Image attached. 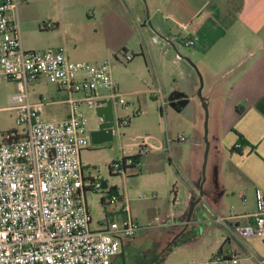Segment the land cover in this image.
I'll return each instance as SVG.
<instances>
[{"label":"crops","instance_id":"crops-1","mask_svg":"<svg viewBox=\"0 0 264 264\" xmlns=\"http://www.w3.org/2000/svg\"><path fill=\"white\" fill-rule=\"evenodd\" d=\"M148 1L146 11L138 0H23L19 8L20 16L24 17L22 21L32 6L41 11L53 7L57 11H71L68 5L73 2L76 6L73 11H100L95 30V42L101 50L98 60L116 55L120 49L131 50L133 54L139 51L127 46V38L137 33L145 39L148 32L144 26L149 23L148 37L153 47L147 51L163 50L159 58L162 67L168 68L167 73L171 72L182 82L167 87L166 93H170L166 96L161 86L162 70L156 65L155 58H151L149 65L155 83L143 92L153 94L159 101L161 115L175 116L185 126L176 137H172L171 129L166 125L167 128L153 140L144 138L136 146L127 145L121 148L120 155H134L138 146L146 142V152L141 154L139 161L147 173L164 184L180 178L184 185L185 209L173 217V224L185 221L191 225H217L224 233L217 236L211 252L234 253L241 258L242 264H256L249 253L264 257V239L241 240L212 220L219 213L234 215L233 222L239 224L251 223L255 209L254 189L264 190V0H164L161 4ZM190 35H196L198 40L187 50L188 56H182L177 50L175 53L171 51L170 46L176 49L173 39L182 42ZM22 43L25 49L31 46L23 39ZM167 54L170 58L166 57ZM173 65L177 74L170 69ZM110 72L118 88L119 83L111 68ZM199 76L203 80L200 86ZM38 80L29 89L33 101L48 96L49 103L43 107L42 117H65L68 107L62 102L63 93L57 85V98L51 99L47 93L36 92L31 87ZM196 89L204 113L195 102L187 107L191 92ZM172 94L170 102L168 98ZM181 97L185 99L182 104ZM182 133L186 135V141L178 139ZM239 141L243 147L235 149L234 145ZM89 147L81 151L80 159L85 174L92 175L86 169ZM186 148L191 151L190 163L185 159ZM127 174L134 175L135 172ZM126 175L120 178L121 188L119 182L111 185L129 202ZM172 190L176 195L177 189L173 186ZM173 201L177 202V198L174 197ZM193 202L196 203L191 215L193 211L196 215L193 219L190 215L187 220ZM118 208L116 204L106 212L121 215ZM184 214L185 220H182ZM108 221L105 216L98 224Z\"/></svg>","mask_w":264,"mask_h":264},{"label":"built area","instance_id":"built-area-1","mask_svg":"<svg viewBox=\"0 0 264 264\" xmlns=\"http://www.w3.org/2000/svg\"><path fill=\"white\" fill-rule=\"evenodd\" d=\"M21 1L0 2V82L17 83L7 108L21 126L20 131L0 135V264H111L121 243L134 238L141 227L117 188L99 174H85L80 153L90 145V137L80 106L93 108L97 100L110 98L115 114L121 93L107 61H73L61 47L25 49L18 16ZM197 40L190 35L182 43L191 46ZM133 56L125 50L120 61L128 62ZM41 77L55 82L63 93L62 102L68 107L65 117L44 119L48 96L31 100L29 87ZM115 118L117 126L127 124ZM178 139L187 137L180 134ZM146 145L142 142L137 153L146 152ZM242 147L240 141L234 145ZM123 157L129 156L107 164L110 174L124 176L132 168V159ZM86 189L99 190L104 205L118 204L120 222L108 221L92 229ZM254 200L251 223L239 224L233 222L234 215L219 213L212 221L241 240L264 239V190L255 188ZM249 256L264 264V257ZM180 264L242 262L234 253L217 251L206 260Z\"/></svg>","mask_w":264,"mask_h":264},{"label":"rangeland","instance_id":"rangeland-1","mask_svg":"<svg viewBox=\"0 0 264 264\" xmlns=\"http://www.w3.org/2000/svg\"><path fill=\"white\" fill-rule=\"evenodd\" d=\"M138 1L145 7L144 11H146L150 1ZM162 1L164 2V0H155V3L159 2L161 4ZM20 4L21 2H19L18 6V16L21 36L25 43L31 45L27 48L47 49L61 47L73 61L108 62L113 75L119 83L118 92L121 93L120 100L122 102L119 103L120 105L115 106V115L117 118L126 120L127 124L121 123L116 129L113 139L109 142L102 144H92L90 142L89 148L91 150L86 162L88 164L86 169L92 175H101L109 185L112 182H119L117 184L121 188L123 183H121L120 178L123 175L110 174L107 168V164L110 161L121 157V148L132 144L136 146L144 138L153 140L167 126L171 129V136L176 137L183 129V126H185L184 122L175 116L167 117L166 114L161 115V111L158 108L160 106L159 101L154 98L153 94L143 92L144 89L155 83L154 74L149 65L151 58H155L156 65L162 70L161 86L164 93H166L167 87L175 85L176 82H182V79H175L171 72L167 73L168 68L162 67V62L159 61V58L162 56L161 52L163 50L154 52L149 49L147 51V48L153 47L150 37H148L150 25L147 22L144 26L148 32L145 39H141L137 33L127 38V46L133 50L134 48L139 50L134 53L130 61H120L122 49L116 55L98 60L97 57L101 56V50L98 43L95 42V30H97L99 24L97 18L100 11H80L81 9L73 11L76 9L73 2L68 5L71 11H57L54 7L41 11L37 6H32L24 15L25 21H22L24 17L20 16ZM47 24H51V26ZM173 42L176 49L172 46L169 48L173 53L177 50L182 56H188L187 50L193 47L183 45L178 39H173ZM141 50H143V53ZM127 51L131 52V50ZM142 54L145 55L147 64H145ZM166 57L170 58L169 54ZM189 65L192 68L190 63ZM170 69H173V73L177 74L174 65ZM199 80L200 86L203 84V80L201 77ZM55 87V82L41 77L31 89L34 88L36 92L42 94L47 93L51 96V99H54L57 98ZM15 89L16 82L13 80L0 82V135L10 130H21V126L16 122L14 112L7 108L8 97ZM168 94L166 93V96ZM193 102L198 104L202 113H204L198 89L195 92H191V99L187 107H191ZM80 110L87 118L86 128L89 133V130L95 125L94 107H88L83 104L80 106ZM190 156L191 151L186 148L185 159L188 163H190ZM133 171L135 172L134 175L127 174L125 177H127L126 186L130 211L141 227L140 231L130 241V243L133 242L136 245L137 252L144 255L146 242L150 237L163 241L170 234H177L176 243L178 245L170 251L165 264L206 260L214 254L211 250H213L217 236L224 233L223 228L214 224H207L208 226L191 225L185 221L173 224V217H177L178 213L185 209L187 197L182 191V187H184L182 180L179 178L177 181L164 184L151 177L140 161L135 168L127 170L128 173ZM173 186L177 189L176 195L173 193ZM101 195L102 193L99 190L86 191V202L92 219L90 224L92 229L98 228V222L104 220L105 216L108 217L109 221L114 220L116 222H120L122 218V215H112L106 212L112 205H104L100 200ZM174 197L177 198V202L173 201ZM195 215L196 211H193L191 218L193 219ZM182 220H185V214ZM202 229L205 230L203 231Z\"/></svg>","mask_w":264,"mask_h":264},{"label":"flooded vegetation","instance_id":"flooded-vegetation-1","mask_svg":"<svg viewBox=\"0 0 264 264\" xmlns=\"http://www.w3.org/2000/svg\"><path fill=\"white\" fill-rule=\"evenodd\" d=\"M176 237L177 234H170L163 241L150 237L144 255L137 252L136 245L130 243L131 239L124 240L111 264H165L170 251L178 245Z\"/></svg>","mask_w":264,"mask_h":264},{"label":"water","instance_id":"water-1","mask_svg":"<svg viewBox=\"0 0 264 264\" xmlns=\"http://www.w3.org/2000/svg\"><path fill=\"white\" fill-rule=\"evenodd\" d=\"M172 99L173 94L170 95L168 100L171 102ZM184 102L185 99L181 97L180 103L182 104ZM94 111L95 125L92 129L89 130L88 133L90 137V142L92 144H102L111 141L118 127L114 114V106L112 99L106 98L97 100L96 105L94 107ZM194 203L196 202H193L188 209L187 220H189L190 218Z\"/></svg>","mask_w":264,"mask_h":264},{"label":"trees","instance_id":"trees-1","mask_svg":"<svg viewBox=\"0 0 264 264\" xmlns=\"http://www.w3.org/2000/svg\"><path fill=\"white\" fill-rule=\"evenodd\" d=\"M56 24H57V23H56ZM122 51H125V49H122ZM8 132H15V130H10V131H8ZM140 156H141V154L136 153V154L131 155V156H129V157H123L122 159H125V158H131L132 161H133V163H132V165H130V166H131V167H136V163L139 162V158H140ZM85 191H88V190L86 189ZM100 200H101V202H102V199H100Z\"/></svg>","mask_w":264,"mask_h":264}]
</instances>
